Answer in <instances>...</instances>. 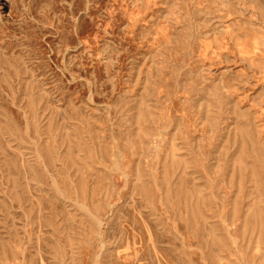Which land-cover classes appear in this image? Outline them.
I'll list each match as a JSON object with an SVG mask.
<instances>
[{"label":"rangeland","instance_id":"374dc122","mask_svg":"<svg viewBox=\"0 0 264 264\" xmlns=\"http://www.w3.org/2000/svg\"><path fill=\"white\" fill-rule=\"evenodd\" d=\"M0 264H264V0H0Z\"/></svg>","mask_w":264,"mask_h":264}]
</instances>
